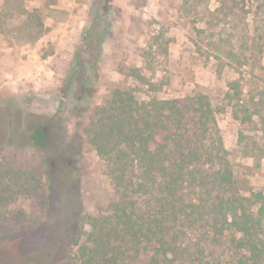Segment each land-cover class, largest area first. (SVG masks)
Instances as JSON below:
<instances>
[{
    "label": "trees",
    "instance_id": "trees-1",
    "mask_svg": "<svg viewBox=\"0 0 264 264\" xmlns=\"http://www.w3.org/2000/svg\"><path fill=\"white\" fill-rule=\"evenodd\" d=\"M26 1L0 0L1 34L26 41L46 34L43 8L28 9ZM57 1L44 0V6ZM111 2L98 0L61 88V105L81 90L73 114L83 120L73 134L60 130L55 117L10 106L0 110V148L10 144L7 134L14 130L33 149L60 151L54 159L43 157L45 182L34 170L0 169V222L5 223L0 243H12L5 252L0 246V256L5 254L0 264H264V189H254L249 176L255 172L225 147L217 121V113L231 107L243 126L256 124V117L264 125V92L246 87L248 74L264 70V0H219L220 6L208 11L216 23L206 20L199 29L204 37L209 30L217 36L199 49L212 53L218 75L227 67L238 72L219 105L198 87L161 97L163 81L139 67L129 71L137 86L117 85L101 103L84 105L92 90L77 87L75 77L98 72L97 52L107 35L102 18ZM239 6L251 27L246 21L237 33L226 23ZM9 19L18 26L9 27ZM243 129L240 149L255 157L258 167L264 150L258 140L248 142ZM83 144L97 152L113 182L110 202L97 212L84 210L77 165L57 168L63 153L81 154ZM44 187L42 217L18 228L16 219L10 220L9 199ZM51 227L54 235L48 233Z\"/></svg>",
    "mask_w": 264,
    "mask_h": 264
},
{
    "label": "rangeland",
    "instance_id": "rangeland-1",
    "mask_svg": "<svg viewBox=\"0 0 264 264\" xmlns=\"http://www.w3.org/2000/svg\"><path fill=\"white\" fill-rule=\"evenodd\" d=\"M97 4L98 0H58L45 7L44 0L25 2L28 9L43 8L48 30L34 41L19 40L15 33H0V110L10 106L14 111L22 109L55 117L61 122L60 130L65 128L67 135L74 133L76 122L82 119L73 114V106L79 105L75 96L80 95L81 90L67 96L65 105H61V88L72 66L75 50L84 41V30L93 21ZM219 6V0H112L107 17L102 18L107 35L97 52L98 72L91 69L75 77L77 87L92 90L93 97L85 98L84 105L101 103L117 85L137 86L138 83L129 76L131 67H139L153 80H162L161 97H170L176 90L190 91L198 87L219 105L228 89V81L237 78L238 72L227 67L218 75L212 53L199 49L217 37L209 34L211 30L204 37L199 29L205 26L206 20L212 19L216 23L217 16L213 19L208 11ZM244 15L240 6L235 7L227 17L226 26L234 27L237 33L246 21L251 27L250 16L245 20ZM220 21L225 23L221 14ZM18 24L17 20L9 19V27ZM262 62L264 65V56ZM246 87L251 93L264 92V70L255 69L248 74ZM84 94L87 96L90 92ZM256 119V124L243 126L234 118L231 107L217 113L225 147L233 152L238 163L253 169L255 173L249 176L250 182L254 189L261 190L264 189V153L257 167L258 160L244 155L238 143L239 132L244 127L248 142L258 140L264 150V125L260 118ZM10 131L7 134L10 144L0 148V169L34 170L43 176L45 182L43 157H56L60 152L58 148L50 151L33 149L23 143L16 131ZM74 143H80L77 136ZM80 149L81 154L77 155L73 154L74 149L63 153L57 161V168L77 165L84 210L97 212L110 202L113 182L104 172L97 152L88 144H83ZM5 182L9 183L11 179L8 177ZM45 197L44 187L38 193L28 195L21 192L16 198L9 199L10 220L15 218V225L22 228L26 221L41 218ZM18 212L27 220L17 217ZM48 233L54 235L55 230L51 227ZM21 238L18 236L14 241ZM10 244L11 241H5L0 246H4L5 252ZM4 257L3 253L0 259Z\"/></svg>",
    "mask_w": 264,
    "mask_h": 264
}]
</instances>
